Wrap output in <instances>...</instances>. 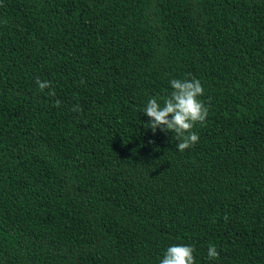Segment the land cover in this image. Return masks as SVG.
<instances>
[{"label": "trees", "instance_id": "1", "mask_svg": "<svg viewBox=\"0 0 264 264\" xmlns=\"http://www.w3.org/2000/svg\"><path fill=\"white\" fill-rule=\"evenodd\" d=\"M177 78L208 108L183 152L144 113ZM176 244L264 264V0H0V264Z\"/></svg>", "mask_w": 264, "mask_h": 264}, {"label": "clouds", "instance_id": "2", "mask_svg": "<svg viewBox=\"0 0 264 264\" xmlns=\"http://www.w3.org/2000/svg\"><path fill=\"white\" fill-rule=\"evenodd\" d=\"M39 89L43 91L50 87L49 81L36 80ZM172 91L166 97H152L148 100L144 113L149 118L146 128L155 134L157 129L171 133L173 139L179 141L177 150L183 152L199 142V135L193 131L196 124L203 125L208 116V108L200 97L204 88L200 80L172 79ZM55 95V92L49 93ZM227 219V216H225ZM195 248L191 245L176 244L166 249L159 264H196ZM209 259L219 257V252L214 245L208 248Z\"/></svg>", "mask_w": 264, "mask_h": 264}]
</instances>
